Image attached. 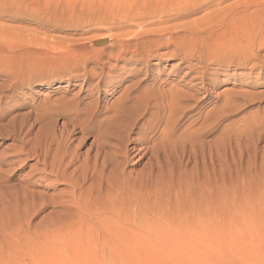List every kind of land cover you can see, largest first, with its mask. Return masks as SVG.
Here are the masks:
<instances>
[{"label":"rangeland","instance_id":"obj_1","mask_svg":"<svg viewBox=\"0 0 264 264\" xmlns=\"http://www.w3.org/2000/svg\"><path fill=\"white\" fill-rule=\"evenodd\" d=\"M238 1L228 0L221 9ZM114 3L0 0V161L23 146L9 134L24 126L25 132L29 130L46 108L61 110L79 100L90 104L91 112L102 111L103 119L126 86L146 78L144 85L152 84L147 77L150 72L155 79L167 81V88L178 85L197 93L195 100L202 109L197 113L202 119L193 130L201 128L208 115L217 126L201 136L196 143L201 147L194 146L197 156L192 159L173 156L158 159V164L150 157L134 158L127 170L132 173L120 178L133 188L131 197L124 192L112 200L94 179L75 190L54 175L37 174L43 167L33 159L23 168L21 163L0 165V264H264V131L255 122L258 114L264 116V68H241L232 61L230 50L246 45L248 33L233 30L225 37L221 34V39L214 34L208 38L210 33L201 35L197 46L204 62L190 76L187 67L193 61L180 65L171 57L155 58L148 73L127 82L114 96L99 88L103 94L90 98L85 90L91 77L84 78L83 73L99 71L94 64L81 68L79 54L110 43L115 46L118 40L142 31L128 22L132 7ZM207 13L201 10L179 23L198 20L202 27ZM237 34L244 36L243 42L236 41ZM99 41L106 42L87 47ZM253 51L264 60V47ZM115 65L125 64L111 61L110 66ZM144 65H138L143 72ZM105 74L102 85L118 73L111 67ZM99 81L91 79L92 86ZM239 93L247 96L239 97ZM251 94L262 95V102ZM227 97L239 103L223 116L217 110ZM56 121L59 128L64 118ZM49 124L48 119L36 122L28 140L39 138ZM92 142L93 134L79 152L85 154ZM203 142L211 144L203 147ZM3 181L8 182L5 190Z\"/></svg>","mask_w":264,"mask_h":264},{"label":"bare ground","instance_id":"obj_2","mask_svg":"<svg viewBox=\"0 0 264 264\" xmlns=\"http://www.w3.org/2000/svg\"><path fill=\"white\" fill-rule=\"evenodd\" d=\"M226 1L228 0H114V5L121 8L132 7L133 13L127 15L128 22L131 26L139 27L142 31L134 34L130 39L118 40L115 46L110 43L105 48L91 50L87 53L82 51L79 54L82 60L81 68L86 69L89 64H94L99 71L94 72V74L83 73L84 78L86 76L87 78L91 77L88 80L85 92L90 98H94V94L102 93L99 90L100 88L106 95L114 96L117 89L123 88L127 82L134 81L141 73H148L151 61L155 58L171 57L179 60L180 65L186 64L190 60L193 61L194 64H189L187 67V75L190 76L196 73L204 62L197 41L201 35H208V33L211 34L210 37L208 35L210 39H213V34L216 37L219 35V39H221L222 35L225 37L233 30L239 33L246 31L249 35L248 39L246 37L247 41L243 39L244 36L242 38V33L237 34L239 37L236 41L241 42L243 39L246 45L242 43L237 47L240 51H247L236 54L235 52L238 49L233 50L231 47L230 50L233 51L231 56H234L232 61L239 62L238 65L244 69L248 67L252 70L263 69L264 60L253 49L261 51L264 47V14L262 13L264 11V0H239L231 6L221 9ZM201 10L208 11L203 20L201 19L202 27L197 24L200 22L198 20L188 25L187 23H179L182 19L190 17ZM171 22L179 24L169 26ZM210 27L213 28L210 29ZM228 39L224 40L227 41ZM105 42H94V44H89L87 47L98 46ZM226 44L229 43L226 42ZM109 48L111 49L110 52L107 50ZM161 50H168V52L160 54ZM111 61L123 62L125 65L110 66ZM232 61L228 63H232ZM142 62L145 64L144 72L143 68L138 67ZM111 67L112 71L118 74L112 76L107 85H102L107 80L105 71L110 70ZM147 77L152 81V84L144 85L146 78L135 83L132 82L126 87L124 86L125 92H122L123 94L116 99L113 108L108 112L110 115L103 119H101L102 111L96 108V112H91L89 109L90 104H84L83 101L79 100L70 103V106L61 107V110L56 109L54 111L55 108L53 107L46 108L45 115L38 117L34 122L35 124L44 119L50 120V124L46 127L44 133L42 134L40 131V139L28 140L32 131L30 129L34 124L26 132L24 126L19 131L10 133L9 136L15 141L23 142V146L19 149L20 152L1 160L0 165L6 167L21 163L23 168L29 160L33 159L37 161V165L43 167L37 169V174L54 175L75 190L81 188L90 179H94V182H98L101 186L99 190L105 188V191H101L105 192L104 194L111 197L112 200L124 192L131 197L133 188L120 182V178L123 175L132 173L127 170L134 158L142 155L144 158L156 159L158 164L162 159L163 161L164 159H173V156L180 159H192V157L197 156L195 153L197 149L195 148L197 146L201 147V144H196L201 140V136L208 134L217 126L215 120L211 122L213 117L208 115V118L203 119L204 123L201 128L193 130L201 118L198 116L200 114L197 113L201 109V102L195 100L197 93L182 90L178 85H171L167 88L169 83L161 81L160 77L155 79L152 77L151 72L150 77L149 74H147ZM93 78H99L100 80L95 87L92 86L91 82ZM198 79L203 81L204 76H200ZM244 94L239 93V97L244 96ZM261 96L259 98H257V95L255 96L256 100H260V103L262 102ZM226 100L222 107L217 110V113L223 116L235 107L234 105H238L235 104L237 102H235V99L228 98ZM96 102L97 104L102 103L101 101ZM250 103H253V101ZM80 104L82 107H79ZM260 114L257 115L258 118L256 117L255 122L264 131V116H260ZM60 116L64 118V123L58 128L56 118ZM217 121L219 120L217 119ZM179 131L182 133L179 134ZM92 134L91 148L85 154H81L78 148H82L81 146ZM77 135L80 136L75 138ZM74 144L77 145L74 146ZM209 144L211 143L203 142L202 145L207 147ZM29 145H33V147L27 149ZM208 152V157L211 158V150ZM23 157L25 158L22 159ZM14 158H17V160L13 161ZM7 183V181H3L1 187L3 189L4 187L8 188ZM28 183L23 182L24 185ZM18 187H21V185H18Z\"/></svg>","mask_w":264,"mask_h":264}]
</instances>
